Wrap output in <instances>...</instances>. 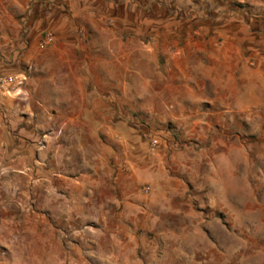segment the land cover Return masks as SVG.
Returning a JSON list of instances; mask_svg holds the SVG:
<instances>
[{
  "label": "crops",
  "instance_id": "obj_1",
  "mask_svg": "<svg viewBox=\"0 0 264 264\" xmlns=\"http://www.w3.org/2000/svg\"><path fill=\"white\" fill-rule=\"evenodd\" d=\"M3 1L0 76H28V80L20 92L0 88V237L24 231L35 235L41 221L44 235L50 238L43 264H229L230 246L213 247L207 242L213 234L210 220L217 211L220 217L229 204H235V214L242 212L238 187H230L231 192L225 181L209 186L212 181L206 180V188L194 181L190 192L185 181L149 168L153 160L146 146L134 143L133 137L141 135L131 129L129 88L123 85L118 97L110 83L107 62L115 54L110 47L101 52L94 46L96 40L87 43L76 35L84 25L76 20L85 13L97 17L103 10L89 0H82L83 8L77 11L73 0H63L73 7L69 11L64 7L57 11L41 0L30 10L21 0ZM175 3L170 12H160L171 14L160 23L170 21L176 29L209 24L219 34L234 21L237 33L228 38L239 46L242 60L245 46H264L261 16L239 19L243 12H236L230 14L236 20L226 21L220 18L223 12L211 14L195 0ZM117 9L108 8L103 14H116ZM130 10L126 7L124 14L130 17ZM124 39L132 42L130 36ZM192 41L187 39L189 48ZM197 41L219 52L185 48L170 54L177 69L182 70L186 61L200 65L227 58L216 38ZM87 44L93 48L85 52ZM195 101L199 110L200 101ZM149 178L153 191L146 195L143 186ZM56 245L62 254L59 260ZM241 245L233 253L236 264L244 262ZM6 249L10 256L0 264H31L19 262L16 246ZM251 254L250 260L255 259L254 251Z\"/></svg>",
  "mask_w": 264,
  "mask_h": 264
},
{
  "label": "rangeland",
  "instance_id": "obj_2",
  "mask_svg": "<svg viewBox=\"0 0 264 264\" xmlns=\"http://www.w3.org/2000/svg\"><path fill=\"white\" fill-rule=\"evenodd\" d=\"M89 1L102 9V14L108 8H118L116 14L111 12L109 16L81 14L76 21L84 25L76 35L87 43L90 39L96 40L98 45L94 46L101 52L110 47L115 54V58L107 62L112 72L110 83L117 88L118 97H121L119 89L123 85L129 88L131 129L141 135L140 139L133 137L134 143L146 146L147 156L153 160L149 162V168L156 167L162 173L166 171L171 180L185 181L190 192L194 181L200 182L202 188L225 181L231 192L233 189L230 187L235 189L237 186L242 198L238 211L242 212L235 214V204H229L227 213L220 217L217 211V216L210 220L213 234L207 244L220 246L227 243L231 248L229 264H236L235 246L243 244V264H264V46H245L242 60L238 55L239 46L228 38L237 33L234 21L219 34L212 28L216 26L209 24L198 23L193 28L183 25L176 29L170 21L160 23L163 16L171 17L167 13L162 16L160 12L164 9L170 12L176 6V0ZM195 1L204 4L211 14L223 12L220 18L226 21L237 19L234 14L230 17L231 13L243 12L239 19H252L255 15L261 16L264 23V0ZM39 2L21 0L23 5L29 6L28 10ZM41 2L54 5L57 11L61 7L65 11L73 7L76 11L83 8L82 0H73V7L63 0ZM2 5L6 6V2L0 0V7ZM126 7L135 10H130L131 18L124 14ZM177 33L179 35L175 36ZM128 36L132 38L130 43L124 39ZM210 36L218 40L216 43L222 42L226 59L202 61L200 65L194 60L186 61L182 70L177 69V62L169 60L170 54L189 48L187 39H193L194 44L190 48L197 53L204 49L219 52L197 41V38ZM46 38L44 35L43 39ZM139 38H144V41H138ZM83 47L85 52L93 48L88 44ZM204 65H212V69H206ZM26 69L30 71L29 67ZM195 100L200 101L199 110ZM177 101L182 102L185 108H181ZM206 180L212 184L203 185ZM151 181L149 178L143 186L146 195L153 191ZM36 227L35 235L24 231L18 236L0 237V260L9 258L6 248L14 245L19 262L43 264L50 238L44 235L41 221L36 223ZM56 246L59 260L62 254ZM252 251L255 259L250 260Z\"/></svg>",
  "mask_w": 264,
  "mask_h": 264
},
{
  "label": "built area",
  "instance_id": "obj_3",
  "mask_svg": "<svg viewBox=\"0 0 264 264\" xmlns=\"http://www.w3.org/2000/svg\"><path fill=\"white\" fill-rule=\"evenodd\" d=\"M26 80L25 77L20 76H3L0 78V88L7 90L8 92H20L22 91Z\"/></svg>",
  "mask_w": 264,
  "mask_h": 264
}]
</instances>
